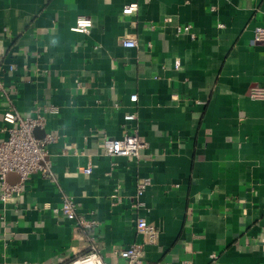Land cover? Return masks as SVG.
<instances>
[{
    "label": "crops",
    "instance_id": "obj_1",
    "mask_svg": "<svg viewBox=\"0 0 264 264\" xmlns=\"http://www.w3.org/2000/svg\"><path fill=\"white\" fill-rule=\"evenodd\" d=\"M130 3L138 11L124 17ZM78 17L91 20L88 34L72 31ZM257 27L264 0H0V141L6 109L30 118L37 106L58 108L34 132L58 136L47 157L56 182L34 173L17 197L0 200V264H67L84 251L59 212L63 195L97 221L108 264L112 251L143 242L138 217L158 231L143 247L147 264H264ZM126 35L138 46L123 47ZM127 133L147 144L139 158L105 156L103 139Z\"/></svg>",
    "mask_w": 264,
    "mask_h": 264
},
{
    "label": "built area",
    "instance_id": "obj_2",
    "mask_svg": "<svg viewBox=\"0 0 264 264\" xmlns=\"http://www.w3.org/2000/svg\"><path fill=\"white\" fill-rule=\"evenodd\" d=\"M138 4L130 3L122 8L121 14L124 17L133 16L138 11ZM91 29V20L87 17H78L72 31L88 34ZM189 26L177 27L178 34L188 32ZM253 43H264V28L254 29ZM120 44L125 48L138 46L136 35L124 36ZM13 67H9L12 71ZM3 90V83L0 79V92ZM253 99L264 98V89L252 93ZM129 101L135 103L137 95L130 96ZM117 107V105H115ZM58 113L54 105L37 106L35 116L22 118L12 109H6L2 113V120L6 127L2 130L7 137L0 141V200L8 202L17 197L23 190L24 184L34 173H39L43 178L55 183L52 166L48 157V147L58 141V136L45 133L41 139L35 137L36 129H43L47 123L48 116ZM127 121L135 119V115L124 116ZM104 155L107 157H124L138 159L140 151L147 147L146 142L137 133H127L121 139H103ZM92 167L87 165L82 169L85 175H89ZM18 177L16 183L8 180L9 175ZM150 185L149 179H144L136 185V196L139 198ZM118 189V186H117ZM119 202L117 195L112 196ZM115 204V203H114ZM139 206L141 203L139 202ZM61 215L73 221L80 232L84 251L72 257L67 264H108L103 260L99 245L94 237L93 230L98 223L95 220L87 219L85 215L78 213L75 201L68 195L62 196V203L59 209ZM136 232L143 237V242L133 243L119 250L112 251L114 264H147L144 261L143 247L153 245L157 241L158 231L154 226L147 223L143 217H138L135 222ZM212 258H216L212 256ZM121 261V263L117 261ZM167 264V263H162ZM181 264H192L190 261H183Z\"/></svg>",
    "mask_w": 264,
    "mask_h": 264
},
{
    "label": "water",
    "instance_id": "obj_3",
    "mask_svg": "<svg viewBox=\"0 0 264 264\" xmlns=\"http://www.w3.org/2000/svg\"><path fill=\"white\" fill-rule=\"evenodd\" d=\"M12 177H14L13 174L9 175V176H8V180H10Z\"/></svg>",
    "mask_w": 264,
    "mask_h": 264
}]
</instances>
